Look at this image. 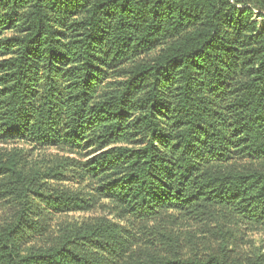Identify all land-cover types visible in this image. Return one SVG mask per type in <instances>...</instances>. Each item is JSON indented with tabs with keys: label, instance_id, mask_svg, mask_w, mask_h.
I'll return each mask as SVG.
<instances>
[{
	"label": "trees",
	"instance_id": "16d2710c",
	"mask_svg": "<svg viewBox=\"0 0 264 264\" xmlns=\"http://www.w3.org/2000/svg\"><path fill=\"white\" fill-rule=\"evenodd\" d=\"M257 231L264 0H0V264H264Z\"/></svg>",
	"mask_w": 264,
	"mask_h": 264
},
{
	"label": "rangeland",
	"instance_id": "374dc122",
	"mask_svg": "<svg viewBox=\"0 0 264 264\" xmlns=\"http://www.w3.org/2000/svg\"><path fill=\"white\" fill-rule=\"evenodd\" d=\"M93 213H85L83 215H90ZM80 214H75V217H79ZM250 245L256 246L258 248L264 247V232H253L249 235ZM249 248V243L246 244L245 250Z\"/></svg>",
	"mask_w": 264,
	"mask_h": 264
}]
</instances>
